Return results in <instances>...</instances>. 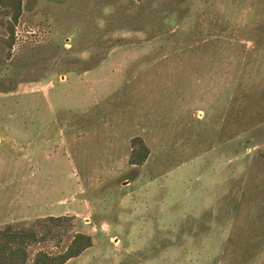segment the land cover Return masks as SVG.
Wrapping results in <instances>:
<instances>
[{
	"label": "rangeland",
	"instance_id": "374dc122",
	"mask_svg": "<svg viewBox=\"0 0 264 264\" xmlns=\"http://www.w3.org/2000/svg\"><path fill=\"white\" fill-rule=\"evenodd\" d=\"M8 22L0 227L45 231L29 259L79 232L64 264H264V0H21Z\"/></svg>",
	"mask_w": 264,
	"mask_h": 264
},
{
	"label": "trees",
	"instance_id": "16d2710c",
	"mask_svg": "<svg viewBox=\"0 0 264 264\" xmlns=\"http://www.w3.org/2000/svg\"><path fill=\"white\" fill-rule=\"evenodd\" d=\"M21 0H0V7L9 12V30L12 33L13 24L20 15ZM244 115L243 109H236V121ZM252 115H259L255 111ZM250 117V116H248ZM129 153L127 163L130 165H141L148 153V149L140 137H132L129 141ZM55 224L59 223L62 216H47ZM46 237L45 231L37 232L32 227H15L4 224L0 227V264H64L69 258L77 256L91 244L88 235L76 232L72 235L65 249L56 254H49L37 250L32 257L28 258L27 248L43 241Z\"/></svg>",
	"mask_w": 264,
	"mask_h": 264
},
{
	"label": "crops",
	"instance_id": "0c3cea01",
	"mask_svg": "<svg viewBox=\"0 0 264 264\" xmlns=\"http://www.w3.org/2000/svg\"><path fill=\"white\" fill-rule=\"evenodd\" d=\"M75 257V256H74ZM72 258V257H71Z\"/></svg>",
	"mask_w": 264,
	"mask_h": 264
}]
</instances>
